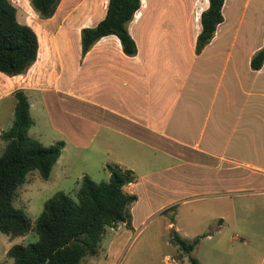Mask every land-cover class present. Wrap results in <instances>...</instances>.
<instances>
[{
  "label": "crops",
  "instance_id": "crops-1",
  "mask_svg": "<svg viewBox=\"0 0 264 264\" xmlns=\"http://www.w3.org/2000/svg\"><path fill=\"white\" fill-rule=\"evenodd\" d=\"M108 2L63 0L52 18L38 24L50 38L48 51L42 54L41 46L37 61L24 75L0 73V100L12 98L15 114V93L24 91L31 112L42 105L55 130H72L77 149L92 129L105 127L119 134L131 147L119 150L121 155L111 164L136 176L126 187L138 196L132 214L140 209L165 214L168 208H178L168 229L188 240L201 234L198 224L180 227L181 208L201 203L216 213L226 182L233 185L244 176L264 183V65L258 71L251 68L252 58L264 47V21L253 47L242 53L248 65L245 72L238 63L219 64L225 54L219 44L224 23L198 56L195 49L201 29L193 39L188 33L190 45L186 46L172 37L173 30L166 25L170 20L160 14L163 11L147 20L143 34L137 31L136 17L128 24L138 47L135 57L123 52L116 36L101 39L82 57L81 32L88 21H96V27L105 18ZM208 7L209 1L205 9L192 7L196 22L201 23ZM169 13L173 11L168 6V17ZM74 17L72 26L61 33ZM183 18L187 22V12ZM161 19H166L163 24ZM16 78L23 80L22 86ZM65 144L54 167H61L63 175L70 166L64 160ZM150 165L157 168L136 174ZM219 219L224 221L222 216Z\"/></svg>",
  "mask_w": 264,
  "mask_h": 264
},
{
  "label": "rangeland",
  "instance_id": "rangeland-1",
  "mask_svg": "<svg viewBox=\"0 0 264 264\" xmlns=\"http://www.w3.org/2000/svg\"><path fill=\"white\" fill-rule=\"evenodd\" d=\"M11 1L18 9V20L36 28L40 49L42 46V54L46 53L49 49L50 38L48 39V33L38 24L42 20L49 19L39 17L32 8L31 0ZM78 1L82 0H72L73 3ZM90 1L92 0H88ZM164 4L166 6L162 7ZM167 5L173 11L169 13V17L167 16ZM207 5L208 0H142V6L134 16L139 22L137 31L143 34L147 20L156 12L163 11V14H160L170 20L166 25L172 28V37L180 38L188 46L190 45L188 33L193 39L197 30L201 29V23L195 21L193 9L198 11L201 8L205 9ZM85 10L86 8L80 12V17ZM185 12H187V22L183 18ZM223 15L225 22L222 25V31L224 33L221 35L219 44L225 54L219 57V64L238 63L241 71L245 72L248 65L246 55L242 53L252 48L259 37V24L264 21V0H225ZM75 19L74 17L64 24L60 32L65 33ZM166 19H163L164 21L161 19V23L163 24ZM240 20H242V26L239 28ZM95 22L88 21L87 27H93ZM185 28L187 35L184 34ZM236 32L239 33L237 41ZM16 79L22 86L23 80ZM31 116L34 125L29 131V136L47 147L60 141L67 143L64 160L70 163L67 175L62 174L61 167H56L48 181L43 180L37 172L28 176V182L20 190L14 205L22 209L34 224L43 212L44 204L57 192H65L74 201H78L80 184L84 176H89L98 183L108 181L109 172L105 164H111L121 155L119 150L131 147V145L119 134L102 127L89 129L94 137L92 134L85 137L84 145L77 149L74 146L72 130H55L42 105L35 107ZM13 121L14 100L12 98L1 99L0 133L7 132ZM5 147L6 143L0 137V156L4 153ZM156 168L151 165L142 167L136 171V174L142 175ZM147 186L152 187V185ZM225 187L227 189L222 193L223 197L219 201L220 205L216 213L201 203L190 204L179 210L180 227L185 229L195 224L199 225L198 232L201 235L188 239L189 241L196 238L200 240L191 254H183L177 246L171 243L172 230L168 229V225L170 220L176 217L178 208H168L165 214L146 213L145 210L140 209L135 215L130 210L131 227L119 228L118 226L108 229L100 244L98 255L87 257L83 264H191V259H196L201 264H263L264 183L257 180L252 181L243 176L233 185L226 182ZM219 216L224 218L221 223ZM194 218L198 220L195 223H193ZM221 224L223 226L219 229L218 226ZM38 240L39 237L35 233L12 239L0 231V263L14 264L13 260L7 256L8 251L15 245H28Z\"/></svg>",
  "mask_w": 264,
  "mask_h": 264
},
{
  "label": "trees",
  "instance_id": "trees-1",
  "mask_svg": "<svg viewBox=\"0 0 264 264\" xmlns=\"http://www.w3.org/2000/svg\"><path fill=\"white\" fill-rule=\"evenodd\" d=\"M63 0H31L41 19L52 18ZM209 7L201 15V32L196 55H201L212 42L218 27L224 23L225 0H208ZM142 6V0H109L105 18L96 27L81 32L82 57L101 39L116 36L129 57L138 54L128 24ZM40 50L35 30L18 20V9L11 0H0V73L10 77L24 75L37 61ZM264 65V47L252 58L254 71ZM16 107L12 127L2 134L5 151L0 156V231L12 239L35 233L39 240L28 245L13 246L7 253L14 264H83L87 257L99 253L108 229L123 224L131 227V207L138 201L126 187L136 181L133 171L108 164L110 179L95 182L84 176L74 201L65 192H57L43 208L33 224L28 215L14 203L28 176L37 172L49 180L66 146L60 141L44 146L29 136L34 125L31 104L24 91L15 93ZM199 239L189 241L172 230L171 243L185 254H191ZM7 264V263H0ZM191 264H201L191 259Z\"/></svg>",
  "mask_w": 264,
  "mask_h": 264
}]
</instances>
